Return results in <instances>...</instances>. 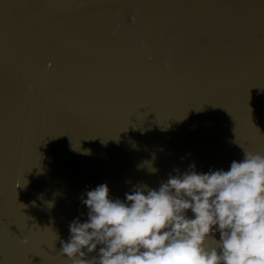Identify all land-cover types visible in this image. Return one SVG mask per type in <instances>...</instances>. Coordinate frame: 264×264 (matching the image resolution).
Segmentation results:
<instances>
[{"label":"water","instance_id":"water-1","mask_svg":"<svg viewBox=\"0 0 264 264\" xmlns=\"http://www.w3.org/2000/svg\"><path fill=\"white\" fill-rule=\"evenodd\" d=\"M244 150L264 152V0H0V264H66L98 184L123 199Z\"/></svg>","mask_w":264,"mask_h":264},{"label":"clouds","instance_id":"clouds-1","mask_svg":"<svg viewBox=\"0 0 264 264\" xmlns=\"http://www.w3.org/2000/svg\"><path fill=\"white\" fill-rule=\"evenodd\" d=\"M174 172L123 199L107 183L82 193L87 219L61 240L66 264H264V152L244 150L227 170Z\"/></svg>","mask_w":264,"mask_h":264}]
</instances>
